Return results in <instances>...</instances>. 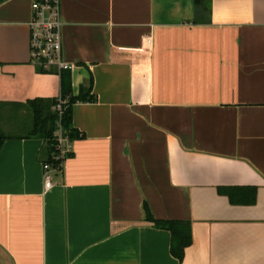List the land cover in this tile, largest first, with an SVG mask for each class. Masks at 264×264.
Here are the masks:
<instances>
[{"label": "crops", "instance_id": "0c3cea01", "mask_svg": "<svg viewBox=\"0 0 264 264\" xmlns=\"http://www.w3.org/2000/svg\"><path fill=\"white\" fill-rule=\"evenodd\" d=\"M32 3L0 0V264H264V0H61L64 74L96 100L49 190L28 101L62 77L31 60ZM145 206L191 222L182 262Z\"/></svg>", "mask_w": 264, "mask_h": 264}, {"label": "trees", "instance_id": "16d2710c", "mask_svg": "<svg viewBox=\"0 0 264 264\" xmlns=\"http://www.w3.org/2000/svg\"><path fill=\"white\" fill-rule=\"evenodd\" d=\"M197 8H203L206 11L211 10V0H195ZM41 71H44L40 68ZM61 95L57 97H38L28 101L34 115V126L29 134L32 137L43 139L51 151L47 162L52 163L58 170H63V166L59 168V162L53 158L57 138L55 132L59 127L62 128L64 134L68 136L70 141L83 136V133L78 131L73 126L72 106L77 101H94L96 96L91 94L93 80L90 79L87 87H81L79 94L72 93L71 86L64 74L61 72ZM65 100L62 113L55 109L59 99ZM5 136L0 137V149L4 142ZM73 153V152H72ZM69 154V156L72 155ZM220 191L230 197L234 204H254L257 200V188L253 186H235L224 187ZM146 208V219L151 221L157 228L169 230L172 234L171 252L177 257L180 262L183 261L186 248L193 243L191 222L186 220H165L157 219Z\"/></svg>", "mask_w": 264, "mask_h": 264}, {"label": "built area", "instance_id": "2783aa9c", "mask_svg": "<svg viewBox=\"0 0 264 264\" xmlns=\"http://www.w3.org/2000/svg\"><path fill=\"white\" fill-rule=\"evenodd\" d=\"M32 10L33 16L28 24L32 62L38 68L55 70L60 74L71 70L73 64L63 57L61 0H33ZM146 40L149 45L152 43L150 36ZM64 102L60 98L55 106L59 114L62 113ZM55 136L57 144L53 158L59 162L60 168L72 153V145L61 127L57 129ZM43 170L45 189L49 190L54 186L55 172L61 170L50 162L43 164Z\"/></svg>", "mask_w": 264, "mask_h": 264}, {"label": "rangeland", "instance_id": "374dc122", "mask_svg": "<svg viewBox=\"0 0 264 264\" xmlns=\"http://www.w3.org/2000/svg\"><path fill=\"white\" fill-rule=\"evenodd\" d=\"M17 119V118H16Z\"/></svg>", "mask_w": 264, "mask_h": 264}]
</instances>
